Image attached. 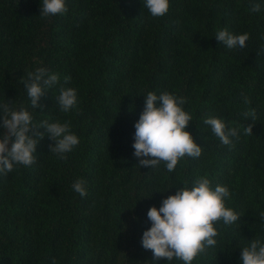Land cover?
Returning a JSON list of instances; mask_svg holds the SVG:
<instances>
[{
	"label": "trees",
	"instance_id": "16d2710c",
	"mask_svg": "<svg viewBox=\"0 0 264 264\" xmlns=\"http://www.w3.org/2000/svg\"><path fill=\"white\" fill-rule=\"evenodd\" d=\"M65 2L64 15L44 18L42 0H0V104L26 108L37 124L68 121L79 138L61 160L45 136L36 163L0 174V264H183L153 260L141 237L148 209L201 176L229 188L225 205L241 217L215 224L216 246L192 264H242L241 248L264 242V8L251 12L253 0H169L167 13L153 17L145 0ZM224 28L249 33L246 47L217 41ZM39 67L60 80L34 109L22 80ZM61 87L77 90L68 112L57 102ZM149 91L185 98L193 116L186 131L202 147L171 173L163 162L139 167L133 155L134 123ZM251 109L255 121L244 115ZM208 116L239 128L234 146L203 123ZM249 124L252 135L244 133ZM80 178L83 198L72 188Z\"/></svg>",
	"mask_w": 264,
	"mask_h": 264
},
{
	"label": "clouds",
	"instance_id": "9594fccd",
	"mask_svg": "<svg viewBox=\"0 0 264 264\" xmlns=\"http://www.w3.org/2000/svg\"><path fill=\"white\" fill-rule=\"evenodd\" d=\"M144 7L153 17H160L167 13L169 0H145ZM262 8L264 0L250 3L251 12L258 13ZM67 11L65 0H42L39 15L47 18L64 15ZM215 38L229 49H243L250 35L247 32L233 34L224 28L217 31ZM59 80V74L46 67L28 72L22 83L31 107H42L39 104L41 97ZM70 80L71 77H64L65 84ZM57 102L63 112L76 108L77 90L61 87ZM185 103V98L168 91L159 95L149 91L144 96L143 111L134 123L132 144L133 155L139 159V167L158 169L163 162L167 172L171 173L181 159L201 156L202 147L186 131L193 116L184 110ZM244 103H250L248 97H244ZM244 115L251 117L252 121L256 120L255 109L246 111ZM203 123L210 127L223 145L234 146L232 138H238V127H229L222 118L216 116L206 117ZM0 128L4 130L0 134V174L3 175L12 172L16 165L28 167L36 163V146L45 136L54 142L49 145V151L61 160L67 159L66 154L79 143V138L71 131L70 122L50 123L43 120L34 123L32 114L26 108L16 110L14 102L9 100L0 104ZM243 129L245 134L252 135V124L243 126ZM72 188L82 198L88 194L87 181L83 178L77 179ZM230 196L227 186L217 184L213 187L207 176L196 178L191 186L184 181L175 194L162 200L159 208L152 206L148 209L150 227L142 233V248L151 250L153 260L175 259L183 264H192L194 259L206 255L210 247L216 246L215 238L219 233L215 224L222 222L225 226H231L240 220V214L225 205ZM259 218L264 221V212L260 213ZM240 260L242 264H264L262 239H251L241 248ZM52 264H55V259Z\"/></svg>",
	"mask_w": 264,
	"mask_h": 264
}]
</instances>
